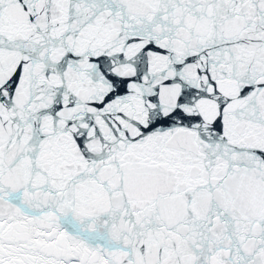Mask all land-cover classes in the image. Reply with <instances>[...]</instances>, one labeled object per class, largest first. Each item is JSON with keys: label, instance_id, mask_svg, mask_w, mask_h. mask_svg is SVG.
Listing matches in <instances>:
<instances>
[{"label": "snow or ice", "instance_id": "6c2138e0", "mask_svg": "<svg viewBox=\"0 0 264 264\" xmlns=\"http://www.w3.org/2000/svg\"><path fill=\"white\" fill-rule=\"evenodd\" d=\"M0 264H264V0H0Z\"/></svg>", "mask_w": 264, "mask_h": 264}]
</instances>
